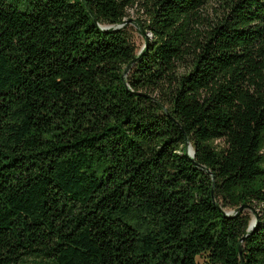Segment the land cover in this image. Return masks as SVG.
Instances as JSON below:
<instances>
[{
  "label": "trees",
  "instance_id": "obj_1",
  "mask_svg": "<svg viewBox=\"0 0 264 264\" xmlns=\"http://www.w3.org/2000/svg\"><path fill=\"white\" fill-rule=\"evenodd\" d=\"M208 3L0 0V264H264V0Z\"/></svg>",
  "mask_w": 264,
  "mask_h": 264
},
{
  "label": "rangeland",
  "instance_id": "obj_2",
  "mask_svg": "<svg viewBox=\"0 0 264 264\" xmlns=\"http://www.w3.org/2000/svg\"><path fill=\"white\" fill-rule=\"evenodd\" d=\"M221 0H209V3L205 6L204 14L208 19H215V12L218 11L219 4ZM146 15L144 13L138 14L135 11H129L128 18L125 23V27L129 32L133 43L135 44L138 51H140L145 42V37L150 38V35L145 33L142 30L141 24L145 23ZM213 148L219 149L222 146V143L218 140L210 142ZM263 153H264V145H263ZM229 213H233V211H229ZM254 220V219H253ZM23 264H36L35 259H26Z\"/></svg>",
  "mask_w": 264,
  "mask_h": 264
},
{
  "label": "water",
  "instance_id": "obj_3",
  "mask_svg": "<svg viewBox=\"0 0 264 264\" xmlns=\"http://www.w3.org/2000/svg\"><path fill=\"white\" fill-rule=\"evenodd\" d=\"M148 41H149V38L146 36L145 37V43H147ZM188 154L190 156H193L194 155V152L192 150H189ZM239 210H242V207L239 208ZM255 223H256V219L252 220V222L249 225V230L253 229V227L255 226Z\"/></svg>",
  "mask_w": 264,
  "mask_h": 264
}]
</instances>
